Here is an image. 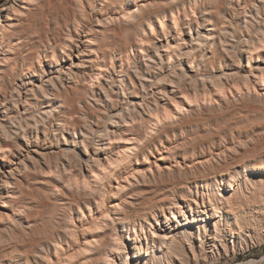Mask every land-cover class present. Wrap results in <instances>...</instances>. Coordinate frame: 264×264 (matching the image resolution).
Returning <instances> with one entry per match:
<instances>
[{"label": "bare ground", "instance_id": "6f19581e", "mask_svg": "<svg viewBox=\"0 0 264 264\" xmlns=\"http://www.w3.org/2000/svg\"><path fill=\"white\" fill-rule=\"evenodd\" d=\"M2 12L0 264H192L264 239V0Z\"/></svg>", "mask_w": 264, "mask_h": 264}, {"label": "rangeland", "instance_id": "374dc122", "mask_svg": "<svg viewBox=\"0 0 264 264\" xmlns=\"http://www.w3.org/2000/svg\"><path fill=\"white\" fill-rule=\"evenodd\" d=\"M3 18L4 12L0 16V22ZM252 238L248 236L246 240L238 238L232 241L231 239L227 250H222L211 259H201L192 264H264V239Z\"/></svg>", "mask_w": 264, "mask_h": 264}]
</instances>
